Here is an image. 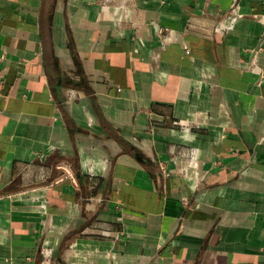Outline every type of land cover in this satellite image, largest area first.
I'll list each match as a JSON object with an SVG mask.
<instances>
[{
  "label": "crops",
  "instance_id": "crops-1",
  "mask_svg": "<svg viewBox=\"0 0 264 264\" xmlns=\"http://www.w3.org/2000/svg\"><path fill=\"white\" fill-rule=\"evenodd\" d=\"M0 264H264V0H0Z\"/></svg>",
  "mask_w": 264,
  "mask_h": 264
},
{
  "label": "built area",
  "instance_id": "built-area-1",
  "mask_svg": "<svg viewBox=\"0 0 264 264\" xmlns=\"http://www.w3.org/2000/svg\"><path fill=\"white\" fill-rule=\"evenodd\" d=\"M155 27H156V29L159 31V33H162V32L164 31V28L161 27V26H159V25H155ZM75 95H76L75 90H72V92H71V96H72V97H75ZM42 203H43V204L41 205V208H42V209H45V208H46V205H47V198H46V197L43 198Z\"/></svg>",
  "mask_w": 264,
  "mask_h": 264
}]
</instances>
